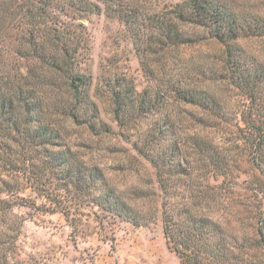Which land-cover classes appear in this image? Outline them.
Wrapping results in <instances>:
<instances>
[{
	"label": "trees",
	"instance_id": "obj_1",
	"mask_svg": "<svg viewBox=\"0 0 264 264\" xmlns=\"http://www.w3.org/2000/svg\"><path fill=\"white\" fill-rule=\"evenodd\" d=\"M103 3L110 0H0V152L15 147L28 167L26 178L44 203L32 207L72 218L77 230L85 211L137 227L160 220L180 264H264V59L244 45L264 39V18L238 15L215 0L179 4L172 25L149 45L163 54L189 47L200 40L180 26L202 29L220 46L211 63L216 86L205 82L206 63L192 61L183 72L142 61L145 89L115 65L94 97L85 22L102 13ZM116 13L135 25L133 15ZM138 49L142 58L154 57ZM96 99L108 103L116 133ZM231 99L243 101L239 111H226ZM73 128L127 142L138 156L134 170L149 168L146 188L119 192L100 164L71 149ZM225 135L232 137L222 147ZM8 202L0 198V212ZM1 251L0 264H12V249Z\"/></svg>",
	"mask_w": 264,
	"mask_h": 264
},
{
	"label": "rangeland",
	"instance_id": "obj_2",
	"mask_svg": "<svg viewBox=\"0 0 264 264\" xmlns=\"http://www.w3.org/2000/svg\"><path fill=\"white\" fill-rule=\"evenodd\" d=\"M186 1L189 0H110L109 8L105 3L101 4L102 13L90 16L85 22L90 35L86 67L92 76L91 93L94 97L98 94L97 89L103 74L111 67L113 70L115 65L119 72L122 71L134 79L139 91L145 89L149 82L143 71L142 61L157 63L160 60L162 63L167 62V68L183 72L186 67H191L192 61L206 63L203 68L207 71L205 82L216 86L214 81L217 77L212 75L211 63H216L220 46L204 39L206 34L202 29L194 28L190 24L180 26L200 40L189 47L169 48L163 54L159 45H152V48L149 45L157 40L156 36L164 24H167L165 28L168 24L172 25L170 23L173 10ZM215 1L238 15L264 18V0ZM120 10L133 15V27L115 17L114 14ZM135 34L140 38V45L137 46L134 44ZM244 45L264 59V39L246 40ZM139 47H146L151 56L159 55V59L150 56L142 58L137 51ZM177 61L180 64H176ZM199 75H203L204 79V73ZM97 97H101L100 94ZM96 100L102 119L111 124L116 133L117 128L112 122L108 103L105 100ZM229 101L230 105L226 109L229 112H237L240 110L239 106L243 105V101L239 102L238 99ZM238 124L240 127L244 126L241 122ZM71 130L68 140L71 149L80 154H88L100 164L119 192H128L134 187L146 188L143 182L146 183L149 168L147 167V172L142 170L137 173L134 170L133 163L138 156L127 142L116 135L99 140L93 139L83 130ZM230 137L232 136L225 135L223 139H219L225 143L222 147L228 145ZM16 152L15 147L13 153L3 155L0 152L3 156L0 168V198L9 201L10 207L8 211L0 212V232L7 236L5 240H0V263L5 255L1 250L10 248L13 251L12 264H180L179 258L167 246L160 220L137 227L128 222H101L93 215L87 218L86 214L89 212L85 211V216L78 222L77 230V227L70 226L72 218L68 221L60 213L37 211L32 203L35 201L36 206L41 208L44 203L35 198L31 182L26 178L28 167L19 161ZM248 170L245 168L241 171L243 176ZM212 184L216 182L212 181ZM138 203L142 205L143 202L139 200Z\"/></svg>",
	"mask_w": 264,
	"mask_h": 264
}]
</instances>
